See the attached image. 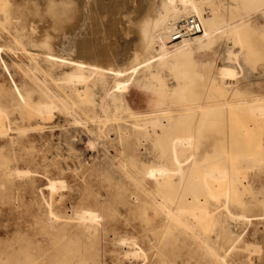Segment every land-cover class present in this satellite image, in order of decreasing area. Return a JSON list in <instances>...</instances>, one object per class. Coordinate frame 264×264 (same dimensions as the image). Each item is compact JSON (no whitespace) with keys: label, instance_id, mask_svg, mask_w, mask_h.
<instances>
[{"label":"rangeland","instance_id":"1","mask_svg":"<svg viewBox=\"0 0 264 264\" xmlns=\"http://www.w3.org/2000/svg\"><path fill=\"white\" fill-rule=\"evenodd\" d=\"M162 1L127 0L123 11L117 14L123 23H118V32L112 37L103 32L105 29L96 30L97 34L93 36L94 28L88 27L87 21L76 19L79 11L77 3L72 0H11L0 6V109L3 112L2 120L0 117V264H264V118L263 121L254 119L256 124L249 112L243 111L241 105H235L241 97L262 94L264 4L251 6L249 0H196L203 16L215 18L216 24L220 21L234 24L238 19L247 23L256 19L261 27L249 32L250 40L244 43L246 47L250 45L252 53L245 51L242 56L234 55L229 44L233 38L231 34H214L207 48L194 44L182 48L180 41L167 43L166 40L169 51L163 57L162 65L155 69L154 79L126 82L127 86L118 90L121 100L116 105L106 98L101 99L100 90L92 88V92H86L78 100L75 98L80 106V111L75 108L79 116L73 114V109H64L60 102L50 115H41L35 110V105L45 102L48 97L42 85H35L32 76H45L41 72L39 75L32 73L26 50L38 54L40 66L57 81L50 83L53 94H60L63 88L70 89L60 80V76L69 69L49 64L43 57L53 54L67 58L71 55L67 51H55L53 43L57 38L68 43L79 41L82 40L80 33L85 31L89 46L91 44L94 50L99 48L103 55H117V66L128 68L143 60L137 30L148 15H154L161 8ZM138 10L140 13L136 12ZM37 16L50 21L42 23L47 27L36 29L31 39L21 35L23 28L22 33L28 29V19ZM109 16L107 13L106 22ZM249 26L245 25V29ZM18 34L22 46L10 41L11 36ZM21 47H24V52ZM135 53L140 55H137V60L133 59ZM150 55L154 56L155 52ZM103 63L111 64L106 60ZM147 63L136 67L135 77L141 74ZM179 64L184 65L182 69L187 70V78L192 82L184 89V102H180V97L174 93L178 85L186 82L174 73V67ZM239 65L244 71L242 75L238 73L239 77L230 86L219 78L211 77L215 67L237 71ZM130 73L131 70H127L124 79ZM9 74L20 87L24 100L17 102L15 99ZM108 79L110 93L117 79ZM257 81L262 84L257 86ZM242 85L244 87L240 89ZM68 92L73 94L70 90ZM208 103L216 108L208 109ZM201 104L204 105L201 109L203 114L198 113L195 122L202 118L206 120L202 134H199L202 140L199 142L201 149L198 146L199 153L196 150L199 158L194 164L197 167L193 164L190 170L184 171L186 176L183 178L171 175L166 188L165 183L159 186L160 191L164 188L162 194L153 195L148 190L149 186L141 181L140 174L149 165H156L158 153L148 144L147 149H141L142 153L138 154L139 142L143 138L139 133L140 127L135 132L128 130L131 122L145 124L162 116L159 119H163L164 130L173 131V124H176L173 117L176 115L177 118L180 108ZM210 112L217 120L210 118L209 121L207 116H211ZM197 127L198 123H194L193 129ZM206 153H209L208 157H205ZM205 161L211 162L210 166L217 162L229 170L230 191L224 187L221 192L214 189L216 193L206 194L205 190L198 188L196 181L200 173L209 167ZM15 170H22V174L18 176ZM196 170L197 176L194 175ZM51 182L59 185L51 189ZM162 195L171 200L174 209L200 199L203 207L214 215L207 223L195 228L175 223L163 213L156 201ZM226 199L228 207L224 211L222 205ZM241 203L242 207L239 206ZM84 209L91 210L97 218L94 222L97 228L89 232L82 228L86 224L82 226L83 221L78 218ZM231 242H235L237 250L226 257L227 262H220L219 253ZM244 243H251L260 251H250L243 247Z\"/></svg>","mask_w":264,"mask_h":264},{"label":"bare ground","instance_id":"2","mask_svg":"<svg viewBox=\"0 0 264 264\" xmlns=\"http://www.w3.org/2000/svg\"><path fill=\"white\" fill-rule=\"evenodd\" d=\"M6 1L8 2L11 0H0V6L2 4H4ZM72 1L77 3V8L79 11V12H77L78 17L76 19L79 22L80 21H87V26L88 27L92 26L91 28H94L95 32L93 31V33H94V34L92 33L93 36L95 35L96 30L102 31L103 29H105V30H103V32H107V34L111 35L110 37H112L113 35H116V33L118 32L117 25L119 22L123 21V20H121L122 17H121V19H120V17H118V15H119L118 13L120 12V10H122L123 7H125V5L127 4V0H72ZM249 1H250L251 6L264 4V0H249ZM129 2H130V0H129ZM43 4H44V1H43ZM39 5L41 6L42 4L39 3ZM142 6H143V4H142ZM135 9H134V11H135ZM143 9L141 8V10H143ZM51 10H53V7L51 8ZM136 12H139V10ZM107 13L110 14V16L107 20L108 22L105 21V17L107 15ZM133 16H134V13H133ZM194 17L199 19V21L202 25V32L200 33L199 36H195L194 39H183L182 41H180L179 45L182 46V48L191 46V44L197 45L198 47H206L207 48L210 46L211 41L213 39L212 37L214 36V34L221 33V34H231L232 35L233 38L231 39L232 41L229 44L232 45L231 48L233 49V51L235 53L234 55H236L237 57L242 56L245 51L247 53H252V49H251L250 45H248L246 47L244 43L248 39L247 34L249 32L253 31L255 28L261 27L259 22L256 19L253 20V22L248 21L247 23L245 21H242L241 19H238L234 24H229L228 22H223V21H220L219 24H216L215 18H213L211 16H207V17L203 16V13L199 9L196 0H163L161 3V8H159L157 10V12L154 13V15H151V16L148 15L144 19V21L142 22V24L140 25V27L137 30V32L140 35V39H141L140 47L142 49V53L144 54L143 60L136 62L137 55L138 56H140V55L135 53L136 55H133V59H136L135 60L136 64H132L128 68H120L119 66H117V62H118V58H119L117 55L116 56L108 55V54L103 55V54L99 53V51H100L99 48L94 50V48L91 46V44L89 46V44L87 43L88 40L85 38V35H84L85 31H82L80 33V34H82V40H79V41H73V40L70 41L69 40L70 42L68 43V41H64V40L57 38V40L53 43V47H54L55 51L56 50L67 51V52H70L71 55H69V57H67V58L59 56V55L55 56L53 54H48L46 56L42 55V56L44 57V60L49 64H52L54 66H58V65L59 66H65L69 69L68 72H64L60 76V80L69 85V88H70L69 90L73 93L72 95L69 94V92H68L69 90L67 88H63V90L60 94H53L52 89L50 87V83L51 82L57 83L56 79L51 75V73L49 71L44 70L40 66V59H39L38 54H35L31 51L26 50V53L28 52L27 53L28 62H29V67H30V70L32 71V73L33 74L37 73L39 75L40 74L39 72H41L45 76V77H43V76L40 77V75H39V77L41 79H39V77H36L35 75L32 76L33 77L32 79L35 82V85L36 86L42 85L45 92H46V96L48 97V100H46L45 102L41 101L37 105H35V106H37L36 107L37 109H35V110L40 112L41 115L44 113L49 114L52 111V109L55 110L54 108L60 102L63 105L64 109H66V110L67 109H73V114L75 116H79L78 114H80L79 113L80 110L78 107H80V106H79V103L77 101L78 100L77 98L84 95L86 92H92L91 91L92 88L100 90V98L101 99L106 98V99H108V101H111L112 104L116 105L118 103V101L121 100L120 99L121 94L118 93V90L125 88L127 86L126 82H129V81L140 82L142 80L149 81L150 79H154L155 69L162 65L163 57L169 51V48H167L165 45V41L167 40V43L170 42L169 37H170L171 33L174 32L176 29L182 28L184 26L185 22L188 20V18H194ZM47 21L48 20L46 18H44V17L40 18L38 16L36 18L28 19V22H27L28 23V29L22 33V31L25 29V28H23V30L21 31V35L23 34V36H24V34H25V36H28L30 39L33 38L32 36L36 33L35 30L36 29L38 31L42 30V26L47 25V24L42 25V23H47ZM78 21L75 20L76 24ZM48 22H50V21H48ZM129 22H131V21H129ZM34 25H37V26L34 27ZM245 25L246 26L250 25L247 28V30L245 29ZM14 26H16V23ZM71 26H73V25H71ZM12 27H10V28H12ZM90 29H89V31H90ZM64 30H66V28ZM123 31H125V30H123ZM5 32L3 34H7ZM12 33H13V31H12ZM69 34H71V33H69ZM89 35H90V33H89ZM4 37H6V36H4ZM8 37H10V36H8ZM8 37H6V38H8ZM11 37H10V39H11L10 41H12V43L14 42L16 45L22 44L19 34L11 36ZM90 37H92V36H90ZM87 38H89V37L87 36ZM102 38H101V40H103ZM107 38H108V36H107ZM7 40L9 41V39H7ZM89 40H90V38H89ZM248 40H250V38ZM43 43H44V45H47L46 42H43ZM89 43H93V42L89 41ZM179 45H176L175 47H177ZM20 46H22V45H20ZM0 47H2V45H0ZM8 47H9V45H8ZM21 48H22V51L25 50L24 47H21ZM17 49H18V47H17ZM18 50H20V49H18ZM23 52H22V54H23ZM153 52H155V55L151 56L150 54H152ZM156 56H157L156 61L150 62V60H153V58H155ZM22 59L23 58H21V60ZM98 59H100L101 61ZM103 60L110 61L111 64H108V65L104 64ZM144 62H148V63L146 65H144L143 68L141 69V74H138L137 77H135L134 75H136V72H137L136 67L138 65H140L141 63H144ZM183 66H184L183 64L182 65L179 64V65H176V67H174V73L179 75L181 78H183L184 81H186L182 86L178 85L176 87V89L174 90V93L176 92L177 95L180 97V102L185 101V98L183 97V92H184L185 87L187 85H189L190 83H192V82H189V78H187V76H188L187 70L184 71V69H182ZM5 67L7 69L6 64H5ZM127 70H131V73L124 79V76L127 75V74H125V72ZM237 71L234 69H228L226 67H215L214 73L212 74L211 77H213L214 79L219 78V79H221L223 84L230 86L239 77L238 73H239V75H242L244 69H243V67H241L239 65ZM27 75H28V73H27ZM9 76H10V74H9ZM108 78L117 79V81L113 85V91L110 93L108 92V89H107L108 84H109ZM10 82H11V85L13 86L12 91H13V95H14L15 99L17 100V102H19V100H24V96L21 92L20 87L13 81L11 76H10ZM255 84H257V86H258V85H261L262 82L257 81ZM243 87H244L243 85L240 86V89ZM57 88H59L61 91L60 87H57ZM261 91H262V94L251 96L250 98L241 97L235 103V105H241V107L243 108V111L246 110L247 112H249L250 115H252V117H253L252 121L255 123H256V121H260V119H262V121H263V118H264V86L261 87ZM73 95H74V97H73ZM10 96H12V95H10ZM80 102H82V100ZM226 103H227V101H226ZM14 105L18 106V103H15ZM202 106H204V105L201 104V105L196 106V107L185 106L183 108H180L178 110L179 113L177 112L178 113L177 118L175 117L176 115L173 117L174 119H176V121H175L176 124H173V127H172L173 131H167L169 129L164 130L165 124L164 125L162 124V121H161V120H163L162 118L159 119L160 117H162V116H159L160 114L157 115L159 117H156L155 120L148 121L145 124H142V123L137 124V123L131 122V125L129 126L128 130H130L131 132H135V130H137L136 128L140 127L139 133L141 134V137L143 138V140L139 142V145L141 146V148H138V154H139L141 149H144V151H145L147 149L148 144L150 146H153L154 150H156L158 153L156 155V157H157L156 165H149L147 167V169L142 171L140 174L141 181L144 182L145 185L149 186L148 190L153 195L158 196L159 193L162 194L161 192L164 190V188H166V184L169 185V183H166V182H169V180L171 181V179H169L171 177V175L172 176L173 175H179L182 178L184 175L186 176V173L183 175L184 171L190 170L195 165L194 164L195 159L199 158L196 156L197 153H199L198 152L199 147L201 149V146H199V142H200V140H202V138H201V135H199V134L200 133L202 134L201 129H204L202 127L205 125L204 123H205L206 119L204 120V118H202L200 121L201 123L199 121L195 122V120H197L196 118L199 116V115L197 116V114L201 113ZM213 106L216 108L215 105H213ZM213 106H210V104H209L208 107H210V108H208V109H215ZM75 108H78V110H79L78 114L76 112L77 109L75 110ZM203 109H204V111L206 110L205 107H203ZM162 110L161 111L164 112L165 109H162ZM81 111H82V109H81ZM173 111H174V109H173ZM206 111H208V110H206ZM34 112H36V111H34ZM122 112H125V111H122ZM169 112H172V111H169ZM175 112L176 111H174V113ZM82 114H84V113H82ZM86 114L87 113H85V115ZM202 114H203V110H202L201 115ZM209 114L211 115L210 117L204 114L205 116H207L209 118V121H210V118H216L215 120H217V117H215V116L212 117L213 112L212 113L210 112ZM2 115H3V112H2V109H0L1 120H2ZM38 115H40V114L38 113ZM85 115H83V116H85ZM116 115H118V113ZM204 115L202 117H204ZM216 116H219V113ZM87 117L90 118V116H87ZM104 117H106V116H104ZM207 117H205V118H207ZM84 118H86V117H84ZM114 118L117 119L116 117H113L112 119H114ZM174 119H172V121H174ZM1 120H0V122H1ZM211 121H214V119H212ZM168 123L170 124V121ZM194 123H198L199 127H197V129H193ZM212 123L214 124V122H212ZM147 124H148V126L145 127V125H147ZM171 126H172V124H171ZM195 126H197V125H195ZM1 130H2V128H1ZM14 130H16V129H14ZM25 130H26V128H25ZM7 131L5 130L6 133H7ZM11 131L9 130V132H11ZM24 132H22V133H24ZM203 132H204V130H203ZM204 137L209 139V137L207 135H204ZM206 142H207V139H206L205 143ZM239 144H240V142H239ZM132 145H133V143H132ZM131 147L133 148V146H131ZM134 147H135V145H134ZM211 147H212V145H211ZM196 150H197V153H196ZM208 151H210V150H208ZM212 152L213 151H211V154H212ZM140 153H142V152H140ZM208 154L206 153L205 157H208L209 156ZM201 155L203 156L204 154L201 153ZM206 155H208V156H206ZM214 155H215V153H214ZM214 157H216V156H214ZM218 157H220V155L219 156L217 155V158ZM217 158H215V159H217ZM129 159H131V156H129ZM206 159L207 158H205V160ZM132 160L135 162L134 158ZM205 162H207V164L209 163L208 161H205ZM168 163H171V164H168ZM210 163H209V167L206 166L207 164L206 165L201 164L202 166H206L207 168L202 170V172L200 173V175L196 181V185H199L198 188L200 187L202 190H205L206 194H207V192H210V194H211V192H214V193H216L217 191L219 192L220 190H222V188L224 189V187L226 188V190L229 189V191H230L232 186H231V182H230L229 170L226 167H223L224 165L221 166L217 162H216V165H212V166H210L211 165ZM212 164H213V162H212ZM168 165H170V166L174 165L175 167H173V168H175V169H173L172 167H170ZM201 165L198 166L199 169L201 168ZM132 167L135 168V166H132ZM169 167L172 169H170ZM22 170L21 171L15 170V174H17L19 176V173H21ZM138 171L139 170H137V172ZM23 172H24V170H23ZM189 172H191V174H193L192 171H189ZM196 172H197V170H196ZM195 173H194V175L197 176L198 172L196 174ZM187 176L190 177L191 175L187 174ZM190 178H192V176ZM134 182H135V180H134ZM192 182H193V180H192ZM234 183H235V180H234ZM162 184H164V188L162 187L163 190L160 191L161 188H159V186H162ZM187 184H188V182H187ZM190 184H192V183H190ZM193 184H195V181L193 182ZM57 185H59V183L51 182L50 188L55 189V188H57ZM170 185L173 186L172 183ZM176 186L178 188V185H176ZM198 188H197V190L194 188L195 191L199 192ZM187 189H188V187H187ZM214 189H216L215 190L216 192L213 191ZM142 194L143 193H141V195ZM194 194H196V193H194ZM142 196L145 197V195H142ZM163 196L166 198L165 195H162V198H159V200L157 199L156 201L159 203V206L164 211V212L163 211L162 212L165 213V215H167V217L169 216L171 218V220L174 221L175 223H178V224L181 223V224H185V225L187 224V225L193 226L195 228L196 226L207 223V221L210 218H212V216L214 215V214H211V212H209L207 209H205L203 207V203L201 202L200 199H197L194 202H189L188 204L185 203L184 204L185 206H182L183 203L181 202L182 205H179V206H182V207L174 209L170 204L171 200H168V197L165 199V198H163ZM147 199H148V197H147ZM140 202H141V199H140ZM152 204H154V202H152ZM149 205H151V203ZM174 206H175V204H174ZM222 206H223L222 209L224 211H226L227 207H228L227 199ZM239 206L242 207V203ZM243 206H244V204H243ZM230 217L234 218L232 215ZM78 218L81 221H83V222H81V223H83L82 226L86 224L82 228L83 229L85 228V230L87 232L91 231L92 229L97 228V225L94 224V222L96 221L97 218H96V215H94V213L91 210H86V209L82 210L79 213ZM243 219H246V218H243ZM247 222H248V220H247ZM239 238L238 239L236 238L237 239L236 241H238ZM124 239H126V238H124ZM134 241H136V240H134ZM129 242L131 243V241H129ZM235 242L234 243L231 242V244L229 246H226L227 248L225 250H221L223 252L219 253L220 254L219 255V261L222 260L223 262L224 261L227 262L226 257L228 255L232 256V251H234L235 249L237 250V248L234 245ZM136 245H138V242ZM133 247H135V246H133ZM243 247H245L246 249H250V251L252 250L254 252H256L258 250L257 253L260 251L259 247L254 246L251 243H244ZM139 249L140 248H138L137 250H139ZM139 253H140V250H139ZM261 256H263V255H261ZM216 258H217V256H216Z\"/></svg>","mask_w":264,"mask_h":264},{"label":"built area","instance_id":"3","mask_svg":"<svg viewBox=\"0 0 264 264\" xmlns=\"http://www.w3.org/2000/svg\"><path fill=\"white\" fill-rule=\"evenodd\" d=\"M202 32V25L198 18H188L184 26L180 29H176L171 33L169 39L170 43H175L176 41H181L183 39H188L194 37Z\"/></svg>","mask_w":264,"mask_h":264}]
</instances>
